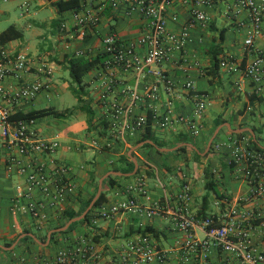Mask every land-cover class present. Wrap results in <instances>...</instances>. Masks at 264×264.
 <instances>
[{
	"label": "crops",
	"instance_id": "obj_1",
	"mask_svg": "<svg viewBox=\"0 0 264 264\" xmlns=\"http://www.w3.org/2000/svg\"><path fill=\"white\" fill-rule=\"evenodd\" d=\"M14 1H22L24 8L26 5L24 22L11 25L23 33V38L0 47H5L11 52L27 53L35 59H48L54 66L48 90L41 92L32 102H26L17 113L46 109L62 113L77 107V98V105L68 103L65 99L67 92H72L71 78L65 66L66 58L75 57L77 51H83L87 57L100 55L104 48L103 39L111 31L117 33L123 41L138 42L145 24L138 16H125L124 6L117 9L98 6L95 8L98 22L85 29L86 35L82 39L79 36L80 26L74 19V12L78 7L59 15L52 5V2L58 0ZM81 1L79 0L80 3ZM225 4L219 3L207 8L211 18L210 26L191 31V40L186 51L192 61L195 59L199 62V67L187 68L180 61L179 54H175L171 61L161 67L173 82L174 89L172 92H166L164 84L158 83V101L144 97L145 89L156 84V78L146 73L139 74L136 70L124 71L119 67L105 70L100 66L89 72L84 79L88 90L84 99L93 111L92 118L85 111L75 110L61 118L47 115L36 119L34 131L38 137L57 141L59 147L52 154L40 153L25 157V162L33 159L37 163H43L49 171H53L57 164L70 169L76 189L61 208L46 206L43 211L45 217L42 219H35L31 215L27 209L28 204L42 202L47 205V198L37 189L32 191L30 197L19 195L18 187L26 188V180L18 175L15 167L8 168L9 154L0 140V246L6 247V243L14 245L10 250L0 248V264H69L59 263L58 255L74 251L77 243L83 239L90 244V250L86 257H78L77 264H124L123 255L127 242L139 236L148 237L151 242L167 252L168 260L165 264L201 263L202 250L186 254L183 247L184 234L173 229L171 218L165 213L150 219L143 212L128 211L121 212L112 219H102L98 216L103 206L109 207L127 200V186L141 176L145 179L147 194L137 196V200L139 205L145 208L154 203L168 204L175 208L178 193L183 185L189 182L193 196L187 207L191 213L199 216L204 208L206 185L213 179L221 196L210 194L206 216L217 215L223 224L233 210L264 214V197L249 199L247 182L228 164L231 149L228 146L219 151L215 149L216 144L227 143L231 136L237 135L231 133L225 124H229L231 129H252L255 137L248 133L251 139L264 148V140L259 138V134L264 131V89L260 94H254L253 83L241 72L228 74L220 68L217 76L207 75L212 63L207 51L218 41L222 30L225 31V40L219 59L222 56L232 57L237 63L245 66L256 56L255 52L244 50V40L251 32L249 13L243 11L237 16L236 22H243V26L238 27L235 21L225 17ZM9 11V8L0 9V21ZM189 16L188 7L176 4L167 15L168 31L181 33ZM25 18L26 29H29L31 36L36 40L33 45L25 42ZM212 26L216 29L211 28ZM43 28L46 29L45 32H42ZM5 30H0V34ZM254 50L264 52V36L256 38ZM144 52L143 47H138L140 55ZM113 81H116V86L109 94L110 101H116L124 109L131 107L130 113L124 112L117 119H114L112 111L101 103V95ZM189 81L193 82L195 91L185 88ZM133 89L138 91L141 100L132 106L129 90ZM199 94L207 95L209 102L204 116L197 121L199 128L194 135L188 120L193 116ZM253 96L257 97L254 101L251 100ZM168 109L171 110L173 118L184 117L187 122H174L166 128L159 127L160 116ZM138 116L151 117V129L156 142L175 145L179 138L187 136L191 143L173 148H159L153 140H148L146 142H152L150 145L153 147L142 148L135 143L143 137L145 129L121 138L120 130L125 119L132 121ZM220 119L226 122L218 126L223 127L208 149V143L218 129L216 126ZM183 145H187L188 150L176 153ZM195 151L200 152L199 159L194 157ZM12 154L19 156L16 150L12 151ZM124 156L129 157L133 163L134 160L137 162L139 172L134 176L115 170L127 167V162L121 160ZM113 172L124 175H116ZM207 173H210V176ZM109 177L114 179V186L110 185ZM94 179L98 184L103 179V191L107 193L106 203L90 215L88 222L78 224L71 232L56 235L52 243L51 240L47 243V239L41 241L40 238L51 226L64 221L65 211H79L93 196ZM148 228L151 230H146ZM25 230H29L40 243L34 239L36 244L29 241L20 242L23 239H20L23 235L21 233ZM249 233L253 244L264 251V220L253 222ZM193 235L199 241L206 238L200 229H196ZM208 256L212 264L231 260L230 255L214 247L209 249Z\"/></svg>",
	"mask_w": 264,
	"mask_h": 264
},
{
	"label": "built area",
	"instance_id": "obj_2",
	"mask_svg": "<svg viewBox=\"0 0 264 264\" xmlns=\"http://www.w3.org/2000/svg\"><path fill=\"white\" fill-rule=\"evenodd\" d=\"M8 2V0H3ZM231 1V2H230ZM225 4V17L236 23L238 27L243 22L237 21V16L247 11L251 32L244 40V50L255 52V58L245 66L237 63L232 57L222 56L220 68L228 74L243 73L253 83L254 94H260L264 89V52L254 50L255 40L264 36V0H82L74 12V19L80 26L79 36L84 39L85 29L97 24L98 18L95 8L98 6L117 9L124 6V15L138 16L145 21L138 42L123 41L115 32H110L103 39L105 56L102 67L111 70L119 67L124 71L136 70L137 73H146L157 79L156 84L145 89L144 97L152 101L159 99V85L163 83L166 92L173 91V82L164 74L161 67L171 61L175 54L180 55V61L187 68L199 67V62L193 60L187 53V45L191 40V31L196 28L210 26L211 18L207 8ZM176 4L189 8L190 16L181 33H172L167 29V15ZM26 7V5H25ZM143 47V55L138 53V47ZM75 57H87L83 51H77ZM191 62V63H190ZM192 64V65H191ZM54 74V66L48 59H35L24 52H11L0 47V140L8 151L9 169L16 168L18 175L26 180L27 187H18L19 195L30 197L33 190H39L47 198V205L42 202H30L28 211L35 219L44 218L46 206L59 209L75 192L76 186L70 174V169L57 164L53 171H49L43 163L35 160L25 162V157L35 154H52L59 147L57 141H48L38 137L34 131L36 119H14L18 109L26 102H32L43 91L48 90L50 80ZM116 86V81L107 86L101 95V103L113 113L114 119L124 112L130 113L131 107L123 108L116 101H110L109 94ZM185 88L195 91L193 82L186 83ZM198 94V93H197ZM200 95V94H199ZM131 105L141 100L135 89L129 90ZM207 95L201 94L195 105L193 116L188 120L192 134L198 132L197 121L201 119L208 105ZM148 118L138 116L132 121L125 119L120 130V137L127 134H136L147 127ZM174 122H187L184 117L173 118L170 109L166 110L158 121L159 127L166 128ZM228 146L231 155L228 164L235 168L236 173L249 186L248 198L257 200L264 197V148L257 147L248 135L231 136L227 143L215 145L216 151ZM16 150L19 156L12 154ZM127 200L103 206L98 213L102 219H112L121 212L141 213L147 218H154L164 213L170 216L173 229L184 234L183 247L186 254L202 250L203 258L199 264H212L208 251L211 247L231 256V260L222 264H264V251L258 249L252 242L250 231L253 222L262 219L264 214L252 211H231L228 220L221 224L220 217L209 215L201 218L188 210L187 204L193 196L191 184L188 182L178 193L175 208L168 204L154 203L150 207L139 205L137 196L147 194L144 177H138L136 182L126 188ZM200 229L206 238L202 241L194 238L193 232ZM90 244L86 240L77 243L75 250L58 255L59 263L77 264L78 257H86ZM188 257V256H187ZM168 260L166 251L159 248L146 236H139L127 242L124 248V264H165ZM235 261V263H232Z\"/></svg>",
	"mask_w": 264,
	"mask_h": 264
},
{
	"label": "trees",
	"instance_id": "obj_3",
	"mask_svg": "<svg viewBox=\"0 0 264 264\" xmlns=\"http://www.w3.org/2000/svg\"><path fill=\"white\" fill-rule=\"evenodd\" d=\"M49 1H52V0H49ZM79 4H80L79 0H58L56 2H52L53 7L56 9V11L59 15L63 14L64 12H67V11H70V10L77 8L79 6ZM211 28L216 29L214 26H212ZM22 38H23V33L20 30H18L16 27L10 26L8 29H6L4 32H2L0 34V46H3L10 41L18 40V39H22ZM224 40H225V31L222 30L219 34L218 41H215L213 43V45L211 46V48H209L207 51L208 55L211 58V62H212L211 67L207 70V75H209V76H217L220 72L219 56L223 53L222 44H223ZM104 61H105L104 55H97L94 57H74L73 56V57H67L66 58L65 66H66V69L68 70L70 78H71V90L79 102L76 109L67 110V111L62 112V113L56 112L53 109L31 111L28 113L18 112V113H16V115L13 118L14 119H37V118L47 116V115H52L53 117L61 118V117H65L68 114H72L75 110L85 111L90 116V118H92L93 111L89 106H87V102L84 99L88 93L87 85H86L84 79H85V76L89 72H91L93 69L102 66ZM251 98H252L251 100L254 101L257 97L253 96ZM225 122H226L225 120L220 119L218 121L216 127H218L219 125H221ZM213 132H212V134H213ZM212 134H211V136H212ZM243 135H248L250 138H252L248 133L237 134L235 136H243ZM148 140H153L156 147H159V148H163V147L173 148V147L180 145V144L191 143V140L187 136H183V137L179 138L178 142L175 145H163V144L156 142V140L153 137V133H152V129H151V117L150 116L148 117L147 127L145 129V133L143 134V137L140 140H138L135 144L138 145V144L146 142ZM144 147H153V146L148 144V143H145L142 146V148H144ZM257 147L259 148L261 146H259L257 144ZM187 150H188V146L183 145L176 150V153L186 152ZM194 157L199 159L201 157L200 152L195 151ZM121 160H125L127 162V167L124 169H121V170H118V169H115V170L121 171L124 174H131L134 171L135 164L132 161H130L129 157H126V156L122 157ZM207 175L210 176V173H207ZM108 180H109V183L111 186L115 185L113 178L109 177ZM94 186H95V193L93 194V196L88 201H86L83 204L82 208L79 211H74V210L65 211L64 221L59 225L51 226L47 230V232L44 234V236L42 238H40L41 241H46L47 233L50 230H55V229L63 227L69 220L76 218V217H79L86 210V208L89 206L90 202L92 201V199L94 198V196L96 195L97 190H98V181L95 179H94ZM206 188H207V194L203 197L204 208L201 210L200 215H199L202 218L206 217V209L209 205L210 194L214 193L217 197L221 196L218 192L217 185L213 179H210V181L206 185ZM106 201H107V193L102 190L100 198L98 199V201L96 202V204L92 208V210L87 214V216L83 220L73 223L67 231L62 232V233L52 234L50 243H52V241L55 239L56 235L69 233L78 224H84L85 222H88L90 215L93 212L97 211L98 208L102 207L103 204L106 203ZM146 230L150 231L151 229L148 228ZM146 230H143V232ZM28 233H30V231L25 230L21 234H28ZM24 241L25 242L29 241L33 244H36L35 241L33 240V238H31V237L26 236L20 242H24ZM11 245H12V243H6L5 246L8 248Z\"/></svg>",
	"mask_w": 264,
	"mask_h": 264
},
{
	"label": "water",
	"instance_id": "obj_4",
	"mask_svg": "<svg viewBox=\"0 0 264 264\" xmlns=\"http://www.w3.org/2000/svg\"><path fill=\"white\" fill-rule=\"evenodd\" d=\"M225 126H226V127L230 130V132L233 133V134L250 133L253 137H255L253 130L250 129V128L231 129V126H230L229 124H225ZM222 127H223V126L218 127V129H216V131L214 132L212 138L210 139V141H209V143H208V149L211 147L212 142L214 141V139L216 138V136H217L218 133H219V130H220ZM145 143L153 144L152 142H143V143L139 144V146H143ZM134 164H135V168H134V171H133L131 174H129L130 176H134V175L136 174V172H137L138 164H137V162H136L135 160H134ZM113 174H116V175H124V174H122V173H117V172H113ZM102 190H103V179L99 181L97 193H96V195L94 196V198L92 199V201L90 202L89 206L86 208V210H85V211H84L79 217H76V218H73V219L69 220V221H68L63 227L58 228V229H55V230H51V231L48 233L47 243H49V241L51 240V236H52V234H54V233H62V232H65V231H67V230L69 229V227H70L73 223H75V222H79V221L83 220V219L87 216V214L92 210V208L95 206L96 202L98 201V199H99L100 196H101ZM26 236H27V237H31V238H33L35 241H37L38 243H40V242L36 239V237H34V235H32V234H30V233H28V234H23V235L20 237V239H21V238H24V237H26ZM20 239H19V240H20ZM47 243H46V244H47ZM46 244H45V245H46ZM13 247H14V245L11 246L10 248L0 246V248H3V249H5V250H10V249H12Z\"/></svg>",
	"mask_w": 264,
	"mask_h": 264
},
{
	"label": "rangeland",
	"instance_id": "obj_5",
	"mask_svg": "<svg viewBox=\"0 0 264 264\" xmlns=\"http://www.w3.org/2000/svg\"><path fill=\"white\" fill-rule=\"evenodd\" d=\"M22 4H23L22 1H16L15 2L14 0H10L8 2H4L3 0H0V9L1 10H5L8 8L10 9L9 13H7V16L2 17V19L0 21V30H5L7 27H9L11 25H18V24H22L24 22L23 16H24V11L26 12V7L24 8ZM26 28L27 27H26V18H25V32H24L25 42H29L31 45H33L34 43H36V40L31 36L29 29H26ZM39 31H40V29H39ZM45 31H46V29L43 28L42 32H45ZM65 99L68 101V103L76 104V102H75L76 96L71 91L67 92ZM73 109H76V107L72 108V110ZM69 110H71V109H69ZM259 138L261 140L262 139L264 140V131H263V133L261 132L259 134Z\"/></svg>",
	"mask_w": 264,
	"mask_h": 264
}]
</instances>
